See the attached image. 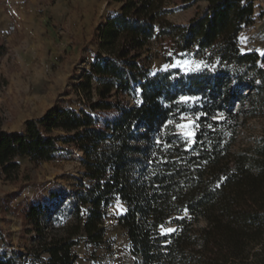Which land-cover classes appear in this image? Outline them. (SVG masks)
<instances>
[{
	"label": "trees",
	"instance_id": "trees-1",
	"mask_svg": "<svg viewBox=\"0 0 264 264\" xmlns=\"http://www.w3.org/2000/svg\"><path fill=\"white\" fill-rule=\"evenodd\" d=\"M111 1L119 9L95 27L93 60L72 85L76 108L54 104L19 131L0 130L4 179L19 172L20 158L51 162L77 151L81 180L12 207L20 186L5 194L1 212L22 216L47 264H73L79 236L99 245L114 200L125 209L117 223L132 264H264V129L234 150L239 130L264 120V54L238 43L255 21L253 0H206L186 25L166 20L164 0ZM158 38L172 40L177 58L192 51L202 68L152 72L143 50ZM182 113L202 117L191 145L175 129ZM66 203L72 221L47 239ZM162 226L176 231L161 235ZM29 253L38 256L3 253L0 264H22Z\"/></svg>",
	"mask_w": 264,
	"mask_h": 264
},
{
	"label": "rangeland",
	"instance_id": "rangeland-1",
	"mask_svg": "<svg viewBox=\"0 0 264 264\" xmlns=\"http://www.w3.org/2000/svg\"><path fill=\"white\" fill-rule=\"evenodd\" d=\"M164 1L170 10L166 20L179 25H186L207 5L206 0ZM253 3L255 21L239 33V49L262 56L264 0ZM118 9L119 5L111 0H0V130L19 131L26 121L42 116L54 104L76 108L71 89L93 60L94 29ZM172 44L171 39L158 38L143 50L152 72L178 68L188 74L198 71L197 65L202 68L203 62L195 59L192 51L177 58ZM182 122L186 121L179 119L175 129L183 136L184 129L177 127ZM263 129L264 120H249L239 130L234 150L252 145ZM81 160L82 153L77 151L51 162L33 163L20 158V170L13 179L0 176V227L8 233L6 244L0 238V257L3 253L36 250L37 258L29 253L22 264H47V256L31 241V227L19 213L3 214L2 202L5 194L17 191L20 186L26 187L12 207L24 199L46 196L54 185L74 188L81 180ZM106 209L100 244L93 246L77 237L79 243L72 248L77 257L73 264H132L128 240L117 223L124 206L114 200ZM71 221L66 203L48 223L46 238L62 235Z\"/></svg>",
	"mask_w": 264,
	"mask_h": 264
},
{
	"label": "snow or ice",
	"instance_id": "snow-or-ice-1",
	"mask_svg": "<svg viewBox=\"0 0 264 264\" xmlns=\"http://www.w3.org/2000/svg\"><path fill=\"white\" fill-rule=\"evenodd\" d=\"M261 54H264V52H262ZM196 70H200L199 65L196 66ZM179 102L184 103V104H188L190 102L195 103L196 98L190 97V96H181L179 98ZM203 115H204V117L208 116L207 113H204ZM180 119H181V121H186V122H182L180 124H177V127L184 129L183 136L186 138L189 145L195 143L196 142V131H195V129L200 126V121H201L202 117L200 115H195V114L190 115L187 113H182ZM213 119L219 121V120L223 119V116H222V114L218 113L215 117H213ZM209 127H211V125ZM157 144H160L159 140H157ZM185 212L187 214V210H185ZM175 231H176V229H173V228L164 229L163 226L161 227V235H168V234L173 233Z\"/></svg>",
	"mask_w": 264,
	"mask_h": 264
}]
</instances>
